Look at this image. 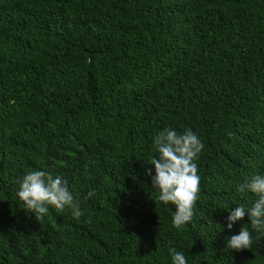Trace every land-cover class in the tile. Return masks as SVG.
I'll use <instances>...</instances> for the list:
<instances>
[{
  "label": "trees",
  "instance_id": "obj_1",
  "mask_svg": "<svg viewBox=\"0 0 264 264\" xmlns=\"http://www.w3.org/2000/svg\"><path fill=\"white\" fill-rule=\"evenodd\" d=\"M165 127L204 144L179 230L146 175ZM32 170L64 177L84 215L26 212ZM256 174L264 0H0V264H171L173 247L187 264H264L247 216L227 228ZM243 226L251 248H227Z\"/></svg>",
  "mask_w": 264,
  "mask_h": 264
},
{
  "label": "clouds",
  "instance_id": "obj_2",
  "mask_svg": "<svg viewBox=\"0 0 264 264\" xmlns=\"http://www.w3.org/2000/svg\"><path fill=\"white\" fill-rule=\"evenodd\" d=\"M153 145L158 153L150 161L155 174H152V169H146V175L151 176L153 188L159 190V200L174 206L172 226L179 230L192 222L196 202L200 198L201 178L195 161L199 159L204 144L191 128L181 133L165 127L154 136ZM237 191L250 192L255 199L249 205L241 204L229 211L227 228L231 230L237 221L247 216L251 230L264 234V175L251 176ZM94 194V191H89L88 197ZM16 195L24 210L33 213L39 222L47 216L50 208L58 213L70 210L77 220L84 215L68 181L47 171L27 172L19 182ZM252 243V231L243 226L238 234L228 239L227 248L239 252L250 249ZM169 254L171 264H187V257L176 248H171Z\"/></svg>",
  "mask_w": 264,
  "mask_h": 264
}]
</instances>
